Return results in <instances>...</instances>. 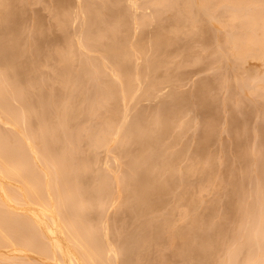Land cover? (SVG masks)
<instances>
[{
  "label": "rangeland",
  "instance_id": "obj_1",
  "mask_svg": "<svg viewBox=\"0 0 264 264\" xmlns=\"http://www.w3.org/2000/svg\"><path fill=\"white\" fill-rule=\"evenodd\" d=\"M101 1L102 0H14L15 4L13 2H10L11 5H13V9L17 8L18 12L19 10L21 12L19 13L21 15H18L16 9H15L16 10L15 13L12 10L11 6L10 7L8 6V9H11L15 13V15L17 14L18 18L20 16V19L16 18L18 19L16 21L17 23L19 21V24L15 23L17 26L19 25V28L17 26H16L17 28L15 27L13 21H8V23L10 22L11 25L14 24L15 27V31H14V28H12L9 24H6L7 21H5V25H7L8 30L7 29L5 30L4 36L9 34L10 32H12L13 34L19 29L20 33L18 34V36L19 35L20 36L17 40L18 43H16V46L18 44L17 47L19 48L17 49V51L16 50L14 51L16 52L14 53L16 55L14 54H12L13 56L11 55L12 59L10 58L11 56L10 57L7 56L14 63L10 62L9 64L8 61L9 59L7 57H6L7 59L5 58V60L2 61L4 66H2V63L0 62L1 63L0 71L7 70V68H10L8 66L11 64H14L16 67L18 65V68L16 70L19 71L21 75L20 78L21 82L24 81L21 84L23 83L25 84L26 82L27 86L23 85V87L30 88L28 90L26 88V91H24L25 89L24 88H23L24 90L21 89L22 86H20L22 92L24 91L25 93L27 92L29 94V96H26L27 94H25V99L26 97H28L29 100L31 99V101H29L28 98L26 99L29 102V105L32 102H34V104L36 103L35 104L36 110L39 111L37 114H35L34 112L35 106L31 104L32 105L31 109L32 108L34 109L33 114L36 116L35 117L30 116L29 117L30 119L31 118H35V119H32L30 122L26 120L27 124L28 122L31 123L32 121L35 122L37 120L39 121L40 125L44 126L45 124L46 126V124H48L51 126V128L50 126L48 128L47 127L48 125L46 127L44 126L45 128H48L51 131H57L59 128L61 129L62 127V126L58 127V125L61 124H59L58 123L59 120H57L59 119L57 114L61 111V108H63L64 106L60 104H65V105L67 104L66 106H70V107L72 106L71 109L69 107L67 108L68 111L69 109L71 111V114L69 112V115H73V118L71 116V118L69 119L70 123L73 122V124L71 125H77L76 123L80 121V124L78 125L82 124L81 127L84 128L88 127L89 128L88 130H90L93 127L95 129L98 127L97 128L99 129L98 133L97 131H95L96 133L94 135L91 134L93 132L94 129L93 128L91 129L92 131L90 130L91 133L88 134L84 133L85 135L82 134L83 136L81 135L82 136L81 139H79L80 137L78 138L79 141L78 143L80 144L76 142L77 145L81 146V147L79 146L80 149H82L81 152L82 151L85 152V153L82 152L81 155L85 157L84 154H86L87 159L86 158L85 159L87 160L86 162H88V165L85 163L84 157H82L84 159L83 161L85 164L84 166L87 165L89 167L88 170H86L87 172H85V167L83 168L84 172L87 173L88 176V178L86 179L91 178L87 180L90 182L92 178L93 179L95 178L96 175L94 174H97L98 176V173L101 172V174L103 175L105 170L115 167V170L117 169L115 176V185L117 184L116 186L118 187H120L119 185L122 186L121 189H123V191L119 190V192H120V197L122 194L123 195L122 198H120L121 200L119 199V201L116 202L117 204L114 202L115 203L114 206H110L113 205V203L110 205L108 204L106 206L107 202L104 203L105 202L104 200L102 204L100 203V200H102L103 198L97 200V197H94L97 196L99 190L101 189L100 182H102V180H100V178H102L101 177L102 175H100V178L95 179L94 183L92 182L94 187L98 184L96 188H94L90 184L92 188H94L93 190L96 189L95 192L93 191L91 193V200H93L92 197H94L95 201L93 200L92 203H90L84 209L82 216L85 215L84 216L85 219L84 218L83 219L86 222V224H88L89 226L88 234L89 232L94 230L93 224H95L94 228L97 229V231L95 230V233L98 232L99 236L96 235L97 233L95 234L94 231L90 233V236L93 235L92 236L93 238H96V236H98V238L94 240H98L102 235L103 236L100 239L101 241L103 240L102 243L103 245L105 243L104 241L108 240L105 246H103L104 248H101L102 244H100V247H97L99 246V242L94 241L95 246L96 244H98L96 246L97 247L96 250L100 248V250H102L103 252L107 251L109 253V256L111 254L110 256L111 259L116 258V260L118 259L119 262L116 261L115 259L113 261L122 264L123 258L125 257L124 255H126L125 254L126 250H124V248L127 247L128 250V248L130 247L133 248L136 245V244L134 245L136 241L134 240V238L132 239L133 237L131 236L132 233L139 228V225L144 218L146 217L148 218V216L146 215L150 214L149 218H151L152 216V219L153 217L155 219H153V221H151L152 219L150 220L147 219V221L149 220L148 222H152L149 225V232L150 231L154 232L157 229L156 226L160 227L161 230L163 229V231L166 229V226H168L167 229L169 231L168 232L166 231V233L167 234L170 233L169 236L167 237L166 234H164L165 231L163 234L164 236L169 238V240L167 241L166 237H165L166 240L161 239L162 242L160 240L157 241L158 239L156 240L152 239L153 241L149 240L148 241L149 243L147 244L146 247L147 253L144 251L138 255L139 257H137V262L139 263L136 262L137 264H140L141 262L142 264H147V263L148 264H155V263L156 264H192L195 262L197 258L200 261L198 262L199 264H249L248 262L251 263V259L248 257L249 255L248 248L252 246L251 250H253V252L255 253L253 248H256V246L254 247L255 243L253 239L250 238V235L251 233H253L252 230L253 228L256 227L257 223L259 222L264 223V214L259 213V207H258L259 198L262 195H264V97H263L264 90L262 87L254 85L257 79L253 76L252 73L254 72L251 70V68L253 66H256V64H261L262 61H264V59H262L264 58V54L259 55L261 57L260 60L259 57L257 56L258 54H255L257 57L255 55H253V57L252 56L238 57L232 54L231 45H229L228 42H227L228 45L225 44L223 37L224 35L227 37L228 35L232 36L233 34H235L238 31L235 28V25L237 27L238 23L236 24L234 22H239L240 20L234 22L232 21L234 19L237 20L239 18L237 19L234 18V16L237 17L236 14L232 16L233 12L231 10L234 9L232 8V5H230L231 7L230 8L229 4L228 3L226 4L225 2L218 3V1L216 2L215 0L213 3H211V7H210L211 11L210 9L209 11L210 13H212L211 14L212 18L209 21H205V24L203 23L204 21L202 22L201 20H198L199 19L198 17L202 16V18H204V16L200 13L198 8H194V7L191 8V10H194V12L197 15L192 13L193 12L192 11L191 13L188 12L190 13V15L188 14V16L192 18L195 15V17L198 18L196 20V18L194 17L193 19L195 21L191 19V21H189L191 22V24L192 22L193 23L195 22L194 24L191 25L187 21L189 20L188 19L189 17L188 18L183 17L182 10L179 8V6L177 7V5H175L173 1L170 2L168 0L167 2V0H164L163 2V0H161V3L160 2H159L160 4L155 3V5H153V8L151 2L150 5L149 2H147L148 0H115V1L103 0V2ZM104 2H108L107 6L108 5L110 6V7L108 6V9H105L107 8L106 6L105 7L104 5L102 6L101 3ZM114 2L116 4L117 3L119 4L116 5ZM143 3H145L144 4L145 6L142 5ZM86 4L88 7L89 5L91 6L94 4L96 6L94 5L95 8L93 6V11H91L92 7H89L91 10L89 9L90 11H88V7L86 6ZM166 4L167 7L165 6ZM7 5H9V3ZM122 6L124 7L127 6L130 8L132 7L131 9L129 8L127 11L128 14H130L133 19L128 18L129 15L127 14V11H125L127 7H125V9L123 8V10L124 13L126 12L125 14L127 16L124 14V17L127 18L123 19L125 21L124 22L123 20H121L123 17V16L121 17V15H123V10L118 9L122 12V14L118 15L121 17L118 20L121 21V23L117 24L118 30H116L115 29L116 26H113L112 24H115L118 21H116V19L114 20L113 17L112 21L114 20V23L111 24L110 22L111 16L109 17V13L112 11V9H113L112 15L113 13L114 14L118 13L119 11H116V9L118 7L122 8ZM212 7L214 8L215 13L214 11H212L213 10ZM263 7H264V3H263ZM147 8L150 10H147ZM166 8H168V10ZM84 9L85 10L87 9V11L90 13L92 12V14L89 13L90 14L89 16L88 13H86L87 11L84 12L85 11ZM139 11L141 13L143 11L144 16L141 15ZM160 11H162L163 13ZM218 13L219 15L223 16V17L220 16L222 17L221 18L222 21L218 16ZM236 13L238 12L236 11ZM192 14L194 15L192 16ZM132 15H134V17ZM178 16H180V19ZM174 17L175 18L178 17V18L175 19ZM181 17L185 18L187 22H185V20ZM108 19L110 21H108ZM181 19H183V21ZM243 19H244L243 22L239 24L241 27L242 26L246 27V24L248 25L249 18L243 17ZM175 20L176 23L177 20H180L178 21L179 23L181 22L179 26L174 24ZM16 21L14 20V22ZM108 22H110V24ZM3 23L4 22H0V25H2ZM231 23L234 24L232 25ZM243 23L245 25H241ZM141 27L143 30L141 29ZM11 28L13 29V31ZM161 28H163L164 30H162ZM160 29L164 36L161 34ZM255 29L256 32L260 31L259 27ZM119 30L122 32L121 33L122 37H125L124 39H126V40L120 39L121 41L122 40H124V42L126 41V43L124 44L123 42V44L125 45L124 46L121 44L122 42L120 41L121 42L119 43L120 46H118L119 50L117 49V51H119L120 53L118 52L116 54H120L121 56L116 55L115 53L113 54L114 51H111V49L109 51V47L111 48V46L113 45L117 47V43L115 42L119 38L118 39L115 38L113 32L115 34V32L116 31L118 32ZM158 30L160 33L159 35L163 37H166L167 35L168 38L167 37L166 38L170 40H168L169 42V43L167 42L168 44L165 42V45L167 44L166 46H164V44L161 43V46L159 45L160 47L158 49L155 48L154 50H152L157 44H160V43L153 44L152 41L153 39L152 36L155 35L154 32L156 33V31ZM82 31L84 34L82 33ZM81 34H82V38H80ZM84 35L86 36L83 37ZM96 35L99 36L101 35V37L103 36L102 39H104V42H99L98 40V43L100 44H97L96 39H98L97 38L98 36L96 37ZM121 35L118 37H121ZM9 36L10 35H8V37ZM111 37H113L114 40L113 42ZM138 38L139 39L141 38V40L143 39L141 41V43L143 42V45H141L142 47L139 45L141 43L139 42L140 40L138 41ZM94 39L96 41H94ZM109 40L112 42V44L110 45L108 43L110 42ZM67 44L68 45L71 44L72 48ZM121 45L122 47L124 46L125 48L124 47L122 48ZM152 45L154 47H152ZM67 46L69 48H67ZM69 49L70 51L67 52V50ZM120 49H122L124 52H121ZM69 53L71 56V60L66 61V59H70L69 58L70 56L66 55ZM65 56L66 59H64ZM113 56H115L116 60L115 59L113 60ZM116 56L118 57L120 56L118 58L120 60H117ZM83 58L84 60L86 59L85 61L86 62L88 61L89 64L94 63L93 65H95V62L97 63L100 62L101 59L103 60L105 59L104 61L105 64H102L101 62H103V60H101L100 63L103 66L101 65V67L99 66V68L102 69L100 70L99 68L96 67L99 71L96 69V72H93L95 71V69H92L94 67L92 64H91L92 67L88 65L90 67L87 69L85 68L87 66L86 65L87 63L85 61H84V65L83 66L81 65L83 62ZM147 58L150 60V63H147L149 62ZM153 59L155 61H153ZM118 61L119 63L120 62L122 63L123 61L125 63L124 65H126L127 62V65L129 64L128 66L131 67L132 70L131 71L126 70L124 67L125 74L123 71L119 72V69H117L118 68L117 65L119 66V63H117ZM67 62L70 63V67L73 70L72 73L74 78L70 76L71 80L69 75L67 77V80L64 79V75L66 76V73H64V69H65L64 66ZM144 62L146 63V65L148 64L152 65V67H149L150 65H148L146 68ZM263 63L261 64V68L259 69L261 73L263 72L262 69L264 68V66H262ZM33 65H35L34 67H36V69L32 68V71H29L31 70L30 67H33ZM133 65H135V67H133ZM122 66L123 63L119 67L121 68ZM65 67L67 69V65ZM129 67L127 69H131ZM149 68H151V70ZM21 69L24 71H29L28 72L29 75L26 74L24 75L25 72L22 73L23 71L21 72ZM33 69H35V71H33ZM133 69L134 71L137 69L135 72L136 73L138 72V74L136 73L132 74V72H134ZM65 71L67 72V70ZM126 71H128L127 75H126ZM78 72H81L82 73L81 75H84L81 76L82 78L85 77L87 79L92 80L91 82H93V84L91 83L89 85L88 84L90 82L89 80H88L89 82L87 81L86 85L84 84L87 89L90 87L89 88L90 91H88L83 85L84 78L82 79V82L79 80V78L81 77L79 76L80 73L76 75ZM250 75L252 77H250ZM77 76L79 77L77 78ZM252 78H255L254 81L252 80ZM73 79H75L76 81H74ZM77 80L80 83H74V82H78ZM86 80L84 82H86ZM250 80H252L253 82ZM81 83L83 86L81 85ZM111 85H113L114 88L117 90L116 91L114 89L116 93L114 94V96H112L113 95L112 92L114 90L113 89H112L113 91L109 90L111 89V87H113ZM107 86L109 87L111 86L110 88H108L109 92L103 89ZM100 87H101L100 90L101 92H98L97 88L100 89ZM257 87L259 88V90ZM84 88L88 92H86ZM102 89L104 90L103 92H106L105 95L107 94L106 95V97L108 96L107 98L103 97L104 94H102L103 93ZM93 90L95 92L93 94L94 97L92 98L90 97L91 99L88 100L86 98L88 96L86 93L90 95L91 93H93L92 92ZM262 91L263 93H261ZM51 93L54 95V97H56L55 98L56 100L53 99L52 97L53 95ZM84 93L87 96L84 95ZM97 94L98 97L96 96ZM44 95L47 98H45ZM109 95L111 96L109 97ZM60 96L65 97L63 98V100L66 99L65 102L67 100L68 101L65 103ZM95 96L97 97L96 100H95ZM98 98L100 101L97 100ZM92 99L97 101L95 103V101L93 100L94 106H96V108L94 107V109H91L93 105L92 103L93 101L90 102V105H88L87 102V101H91ZM58 100L59 101L62 100V102L64 103H61ZM43 102H45L44 104L47 103L48 105H52L50 108L54 112L53 115H52L53 112L50 109H48V106H43ZM51 102L53 104H51ZM41 103H42L41 108L38 109V107H40L39 104ZM172 104H176V105L178 104L180 106V107L178 106L179 108H177L178 111L175 105ZM171 105L174 107L172 108ZM112 106L114 108H117L118 110L117 111L118 114L116 112L115 115L113 114V117H111V114L115 112L113 111L114 108L113 109L111 108ZM167 107H169V109L171 107V109L167 110ZM42 108L44 111L41 112L44 114V116L39 115V113H41L40 109L42 110ZM122 109L123 110L125 109L126 111L124 110L123 113ZM172 109L176 112V114L174 111L167 114V111L170 112ZM119 111L121 112L120 114L125 115V117H123L124 115L123 116L121 115V117L125 120L124 124L126 122L128 123V124L126 123L127 125H129L130 123L129 120H132L135 117H136L135 118L136 122L134 120L132 121L135 123L138 122L140 124L141 122L143 123L144 121V120L142 121V119H146L147 117H148L147 119L150 118L149 120L153 119V121H147L146 119L145 121L146 123L147 122L148 123L146 124L144 122V124L142 125H147V126L146 127L143 126V128L141 126L142 130L143 131L145 130L144 135L146 137H149L148 141L151 140L152 138L151 136L154 135L153 136L154 138L152 139L153 141L152 140L151 141L154 142L155 140L157 144L155 142L154 143L156 145L161 144V146L158 145L159 146L158 148V146L156 145L153 146L154 143L151 144V141H149L151 147H153L156 152L158 151V149H159L158 152H161L160 150L162 149L165 154L166 152H169L168 153L169 156L178 154L176 161L174 158L171 162V164L174 166H168L167 168L170 170V171L168 170L169 172H171V168H172V172L170 173L172 176L169 174L170 175L169 181L171 179L174 178L175 179L173 180V182L171 181L172 183L169 182L171 185L168 183V185L171 186V187L169 186L170 190L168 189V191H165L164 194H161V198L157 199V200L159 199L162 200L159 201V203L155 199L156 196L152 198L151 197L152 194L151 195L149 194L150 196L147 197L148 198L147 199L148 202H147L146 198L144 199V197L146 196H144L142 192L141 193L138 192L141 183L146 184V182L149 180L147 177H145L147 179H144L145 181H143L142 179L143 182L140 180L141 182L140 184L139 182L138 183L135 182V178L137 176L136 174H140L141 169L139 170L137 167L138 170L135 169L136 171H138L137 173L134 170L135 168L134 166H133L134 168L129 166V162L132 161L131 159L135 158V157L131 158L132 155L129 156L130 153H133V155L136 154L137 157L140 156L139 157L141 158L140 160L145 161L148 159L150 160V163L154 161L153 163L154 169L157 170L156 166H158L160 167V169H162V172H164L163 168H165V166L164 167H162L163 165L159 166L158 163L155 166L156 164L155 159L157 160L159 157V155L158 157L156 155L159 153L158 152L156 153L154 150H152V148H150L151 149L150 150L148 142L147 144L145 143L148 146L143 145L144 143H141L142 145H140V142L147 141L145 136L144 139L139 138L138 139L139 143L137 142V144L135 142L136 139L134 138L135 140L133 141L135 143H133L131 141L133 139L132 138L133 134H131L128 129H124V127H121L119 128L118 134L116 136H113L116 139L114 138L113 141L112 139L110 140L107 139L108 142L107 140L106 142L105 140L103 141V143H107L106 146L103 145V147L105 148H102V144H101L102 142L98 143L99 142L98 139L100 138L99 135L101 134L100 132H102L103 129L105 131V127L103 126V123L106 124L107 126L106 128L108 127L111 128L113 124L115 123L117 124L119 122L124 121L120 117ZM44 112L47 113L45 114ZM50 113L51 115L49 116ZM154 113L157 114V115L155 114L156 117L155 119L153 117ZM172 113L174 114V117L170 116V114ZM55 114L56 116H54ZM45 115H47V117L49 118H47ZM168 115L170 117H167ZM117 116L120 117L121 119L119 118L120 119L119 120ZM97 117L100 119H98ZM103 117L106 118L107 120H105ZM115 117L116 119L114 120ZM138 117H140L141 122ZM29 118L28 120H30ZM40 120L43 121L44 124H42ZM100 120L104 122L101 121L102 122L101 123ZM36 122L34 125L33 123H31L34 126V128L36 127L35 125L38 123ZM98 122H100V124ZM107 122L109 123L112 122V124L111 125L107 124ZM84 123L85 125L83 126ZM31 124L28 125L31 126ZM54 124L56 125L58 124V125L56 126ZM88 124L89 125L93 124L92 125L93 127L90 128ZM98 124L101 128L98 126ZM2 127L6 129V127L8 126L6 125L3 126L2 124ZM125 127L128 128L126 125ZM63 128L64 126L62 127L61 130L59 129L60 132L65 130V129L63 130ZM160 128H163L165 130L161 129L163 133L162 135L160 134L161 136H158L159 135L158 129L160 131ZM108 130L106 129V132ZM139 131L141 132V129H139ZM148 131L151 133H149ZM125 133L126 134L130 133V134L126 135ZM141 133L143 135V132ZM95 135L97 136V138H94L96 137ZM102 135L103 132L101 136ZM125 135L128 136V138H126ZM87 136H89L90 139L93 136L94 139L92 142L93 143L96 142V144H92L93 145L92 148L93 149L96 148V150L95 149L93 150L90 147L91 144L89 145V143L91 142L92 139L89 140L88 139L89 137ZM130 137L132 139H130ZM142 139L143 141H141ZM159 141H161L162 143ZM110 142H112V144H110ZM66 143L67 142L64 141L62 144V147L65 149L64 152L68 151L67 149H69L68 143L67 144ZM108 144H110L111 146L109 147ZM135 144L137 145L138 148L135 146ZM65 145L68 147L67 149ZM200 146L203 149H200L201 148ZM136 148L138 151L135 150ZM131 150L132 151L134 150L135 153L129 152ZM151 151H154L155 155L152 154ZM138 153L140 155H138ZM147 153H149V157L154 156L156 158L152 157L154 160L148 158ZM141 154L142 155L147 154L146 155L147 158H145L144 156L141 157ZM194 154L200 156L199 157L196 156V160H195V157H193L195 156ZM161 155L164 156V154ZM168 155L167 157H169ZM163 156H160L161 158L157 160V162L165 158V156L164 157ZM143 157L145 158V160ZM197 158H199V161L197 160ZM150 163L148 161V164H146V167L150 165L149 167H147L149 169L152 166V164ZM143 167H145V165ZM146 167L145 169H147ZM188 168H190L191 170ZM145 169L143 168L142 172L145 173L146 172ZM97 170H102V171L98 172ZM95 171H97V173H95ZM150 171L151 170H149V172ZM153 171L158 176H160L162 173V172H156L155 170H152V172L149 173L148 169L146 173L147 175L149 174L153 175L154 173ZM168 171L166 173H168ZM205 171H207L206 175H205L206 173ZM166 173L164 175H166ZM156 174L154 175L156 176ZM202 176L205 177L204 180L201 179ZM183 179L185 180V182L183 181ZM133 182L139 184L138 185L139 188L136 187L137 184ZM184 186H186L187 188L186 187L184 188ZM101 193L102 190L100 194ZM139 193L141 194V196ZM177 193L178 194L180 193V195H178ZM142 195L144 197H142ZM176 195L180 196L179 199L176 198ZM98 196L100 197L99 194ZM141 197L143 200H146L148 206L151 201L149 200V198L156 200L157 203L154 202V204L152 202L153 200L151 201L152 203H150L151 204V207L149 206L150 208L147 207V205H145V202L143 203L144 204L143 207L146 206L147 208H149L148 210H150L151 213L148 210H145V212L148 211L149 213L146 212L147 213L146 214L145 212H143L142 215L139 214V211L137 209L140 210V206L143 205V204L140 205L142 200H140L139 203V199ZM235 205H238L236 208L238 207L239 208L236 209ZM134 210L135 213H133ZM167 210L169 212H167ZM84 212L86 213L84 214ZM127 212L129 215L127 214ZM130 213L132 215H130ZM166 214H168L167 217L170 215L167 218V220L173 217V219H171L172 221L169 219V221H171L172 223L166 220L164 216ZM112 217H114V220L112 219ZM134 219L135 220L138 219V220L134 221ZM157 219L160 220V223ZM164 219L167 221V224L164 223L166 222ZM194 219L195 220L197 219L194 222H199V224L195 223L196 226L198 227L201 226L204 232L201 231L200 233L199 231L200 229H198V227H196L195 224H192L193 222H191V220ZM130 220L133 221L132 223L134 226L136 225L135 226L136 229L132 225ZM127 221H129V223ZM134 222H137L138 225L136 223L134 224ZM118 223L120 225H118ZM158 223L160 224V226ZM97 224L100 225L98 226V228H96ZM102 224L104 225V227ZM151 224H153L154 226H152ZM173 224L174 225L177 224L176 227ZM161 225L163 227L164 225H166L164 227L165 229L162 228ZM170 225L171 227L173 225L174 228L173 227L171 228ZM191 225H194V227H192ZM99 227H101V229H99ZM121 227H123V229L124 228L126 229L125 232H127L128 230L127 232L128 234H126L124 232L125 229L123 230ZM180 227L182 228L180 229ZM175 228L177 229L179 228L180 230L179 229L177 230ZM107 229L109 231L108 232L109 234L107 233ZM170 229L173 230L170 231ZM174 230L180 231L183 234L185 233V236H187V241L189 239L188 236L190 235V242H194V244L196 242L199 244L202 243L203 246H201V244L197 245L199 246V248H201L200 250L197 246H195V250L193 247L189 251V253H187L188 255H190L189 258L188 255L186 254V252L188 251H184L183 249L180 250V248H182L180 243L179 245L175 244L178 243L179 240L177 241L175 238H170L171 233L172 232L174 233ZM103 231L105 232V234H103L104 233ZM197 231L198 233H200L199 235H201L202 232L204 233V235L202 234V237L200 236V239L199 236H197L198 235ZM51 232L53 233L54 231ZM51 232H49L51 234L49 235L53 237L56 236L57 239L60 238L59 241L61 242V244L63 243L62 245L64 247L69 246L68 243L69 241L67 239L63 238L64 239L63 240L61 235L59 236V234H56L55 232L52 234ZM115 232L120 235H117ZM101 233L102 235H100ZM117 236H119V239ZM122 237H125L126 240H124L125 238ZM191 237H193V239H191ZM127 238L129 239V243L127 242L128 240ZM260 239L261 241L258 242H261L260 246L261 248H264V236H262ZM16 240L17 239L14 240V243ZM164 240L168 242L167 246L165 245V242H163ZM111 241H113V243H111ZM174 241L177 242L174 243ZM14 243L12 245H14ZM15 245L13 246L14 248L11 246H8L9 248L6 247V249L0 247V252L1 251L4 252L3 254H0L3 257V259H0V264L7 263V260L9 264H57V262L55 261H52L51 263V259L49 261L48 258H46L47 260L45 259L44 261L43 256L36 254V252H33L32 250L28 251L27 249H24L23 247L20 246L21 244L19 245V243H17V241ZM157 245L159 247H157ZM119 248H121V250ZM8 249H12V250H8ZM22 249L27 251L24 252ZM112 249H114L113 252L114 257H112V251H113ZM4 250H7V252ZM100 250L99 252H102ZM251 252L252 251H250V254ZM192 253L196 257L192 256ZM145 255L147 257H145ZM140 257L142 258L141 260ZM144 259H147V261H145ZM148 259L152 262H150ZM144 261L146 263H144ZM59 263L61 264V262H58V264ZM198 263L195 262L194 264H198Z\"/></svg>",
  "mask_w": 264,
  "mask_h": 264
},
{
  "label": "bare ground",
  "instance_id": "obj_2",
  "mask_svg": "<svg viewBox=\"0 0 264 264\" xmlns=\"http://www.w3.org/2000/svg\"><path fill=\"white\" fill-rule=\"evenodd\" d=\"M106 1H108V0H106ZM113 1H115V0H113ZM170 2L171 1H173L174 2V4L175 5H177V7L179 6V8L182 10V13H183V17H189L188 16V14L190 15V13L192 12V13H194L195 15H197L195 12H194V10H191V8H198V10L200 11V13L204 16V18H202V16L201 17H198V18H196L195 17V15L194 14H192V16L194 15V17L196 18V20L198 19V20H201L204 24H205V21H209V20H211V14L212 13H210V11H211V9H210V7H211V3H213L215 0H169ZM218 1V3L219 2H225L226 4L228 3L229 4V7H230V5H232V8L234 9V10H231L232 12H233V15L232 16H234V14H236V16L237 17H235L234 16V18H239V19H237V20H232L233 22L234 21H239V22H234V23H238L237 24V27H236V25H235V28L238 30L235 34H231L232 36H230V35H228V36H230V37H226L225 35H224V37H223V40L225 41V44H227V42H228V44L229 45H231V47H232V54H234V56H244V57H246V56H249V57H253V55H255V54H258L257 56L259 57V60H260V56L259 55H263L264 54V7H263V3H264V0H216V2ZM10 2H13L14 3V0H0V22H4L2 25H0V62L2 63V61H4L5 60V58L7 57V56H11L12 54H14V53H16V52H14L15 50L17 51V49L19 48V47H17L18 46V44H17V46H16V43H18L17 42V40H18V38H19V36H18V34L20 33L19 32V29L16 31V32H14L13 34H12V32H10L9 34H7L6 36H4L5 35V30L7 29L8 30V28H7V25H5V21H7V23L6 24H9L12 28H14V31H15V27L17 26L16 24H19V21H18V23H17V21L16 20H18V19H20V16H19V18L17 17V14L15 15V11L17 10V8H14L13 9V5H11V3ZM101 2H103V0L101 1ZM147 2H149V5H150V2H151V5H152V8H153V5H155V3H158V4H160L161 3V0L159 1V0H148ZM160 2V3H159ZM163 2H164V0H163ZM167 2H168V0H167ZM172 2V3H173ZM215 2V3H216ZM263 2V3H262ZM9 3V5H7ZM12 3V4H13ZM100 3V2H99ZM105 3V4H104ZM104 3H101L102 4V6L104 5V7L106 6L107 8H105V9H108V6H107V3L108 2H104ZM112 3V2H111ZM115 3V2H114ZM146 3V2H145ZM145 3H143L142 5H144ZM15 4V3H14ZM92 4V3H91ZM110 4V3H109ZM116 4V3H115ZM117 4H119V3H117ZM116 4V5H117ZM95 5V4H94ZM94 5H89V7H92L91 9L87 6V4H86V6L88 7V11H93V6ZM127 5V4H126ZM8 6L10 7L11 6V8H12V10L15 12H13L11 9H8ZM96 6V5H95ZM95 6H94V8H95ZM129 6V5H128ZM145 6V5H144ZM166 7H167V4L165 5ZM174 6V5H173ZM212 6H214V5H212ZM98 7H100V6H98ZM110 7V6H109ZM125 7H127V6H125ZM125 7L124 6H122V8L121 7H118L117 9H116V11H119L118 13H113V15H112V11H113V9H112V11H111V8H110V13H111V15H110V13H109V17L111 16V21L108 19V21H110L111 22V24L112 23H114V20L116 19V21H118L122 16V19L121 20H123L124 18L126 19L127 17H124V14L126 13H124V10H123V8L125 9ZM143 7V6H142ZM146 7H148V6H146ZM151 7V6H150ZM113 8V7H112ZM130 7H127L126 9H125V11H127L128 9H129ZM132 8V7H131ZM130 8V9H131ZM151 8V9H152ZM161 8V7H160ZM159 8V9H160ZM173 8V7H172ZM171 8V9H172ZM178 8V9H179ZM213 8V7H212ZM231 8V7H230ZM249 9V10H247V9ZM16 9V10H15ZM19 9V8H18ZM90 9V10H89ZM118 9H121V10H123V15H121V17L120 16H118V15H120V14H122V12L120 11V10H118ZM143 9V8H142ZM146 9V8H145ZM145 9H144V11H145ZM158 9V8H157ZM164 9V8H163ZM167 10H168V8H166ZM174 9V8H173ZM209 9H210V11H209ZM85 10V9H84ZM133 10V9H132ZM147 10H150V9H148L147 8ZM155 10V9H154ZM191 10V11H190ZM216 10V9H215ZM238 12V13H236V11ZM87 11V9L84 11V12H86ZM86 12V13H88V15L90 16V14H92V12L90 13V12ZM152 11V10H151ZM150 11V12H151ZM156 11V10H155ZM212 11H214V8H213V10ZM17 12H18V10H17ZM114 12H115V10H114ZM131 12H133V11H131ZM140 12V11H139ZM160 12H162V11H160ZM188 12H190V13H188ZM19 13H21L20 12V10H19V12H18V15H21V14H19ZM86 13H83V14H86ZM90 13V14H89ZM130 13V12H129ZM141 13V12H140ZM142 13H143V11H142ZM141 13V15H143L144 16V13L142 14ZM163 13V12H162ZM182 13H180V14H182ZM214 13H215V11H214ZM220 13V12H219ZM219 13H218V16L220 17V16H222V15H219ZM127 14H128V11H127ZM136 14V13H135ZM16 17H15V16ZM126 15V14H125ZM129 16H128V18H132L131 17V15L130 14H128ZM156 15V14H155ZM108 16V15H107ZM127 16V15H126ZM133 17H134V15H132ZM142 16V17H143ZM152 16H154V15H152ZM213 16H215V15H213ZM217 16V15H216ZM92 17V16H91ZM114 17V20L112 21V18ZM136 17V16H135ZM146 17H149V16H146ZM146 17H145V19H146ZM179 17V19H180V16H178ZM178 17H176V18H178ZM183 17H181V18H183ZM194 17H192V18H188L189 20H187L188 22L189 21H191V19H193ZM223 17V16H222ZM222 17H220V19L222 18ZM243 17H248L249 18V22H248V25L246 24V27H244V26H240V24L239 23H242L243 22V20L245 19H243ZM16 18H18V19H16ZM155 18V17H154ZM175 18V17H174ZM175 18V19H176ZM201 18V19H200ZM213 18H215V17H213ZM133 19V18H132ZM150 19V18H149ZM184 20H185V18H183ZM183 19H181L182 21H183ZM218 19V18H217ZM216 19V20H217ZM14 20L16 21V22H14ZM92 20V19H91ZM94 20H96V19H94ZM103 20V19H102ZM144 20V19H143ZM151 20H152V18H151ZM194 20V19H193ZM215 20V21H216ZM242 20V21H241ZM248 20V19H247ZM8 21H13V23L15 24V27H14V24H10V22L8 23ZM107 21V20H106ZM124 21V20H123ZM129 21H131V20H129ZM135 21V20H134ZM133 21V22H134ZM178 21H180V20H177V23H176V20H175V23L174 24H176L177 26H179V24L181 23H179ZM186 20H185V22H187ZM195 21V20H194ZM213 21H214V19H213ZM218 21H220V20H218ZM221 21H222V19H221ZM110 22H108L109 24H110ZM125 22V21H124ZM123 22V23H124ZM127 22V21H126ZM147 22H149V21H147ZM184 22V23H185ZM197 22H200V21H197ZM201 22V23H202ZM12 23V22H11ZM108 23H106V24H108ZM119 23H121V21H118L117 23H115V24H112L113 26H116L115 27V29L116 30H118L117 29V24H119ZM128 23V22H127ZM183 23V22H182ZM190 24H191V22H189ZM195 23V22H194ZM193 22H192V24H194ZM200 23V24H201ZM233 23V24H234ZM245 23V22H244ZM241 24V25H245V24ZM138 24H139V22H138ZM142 24V23H141ZM173 24V25H174ZM191 24V25H192ZM217 24V23H216ZM219 24V23H218ZM232 24V23H231ZM232 24V25H233ZM175 25V26H176ZM239 25V26H238ZM9 26V27H10ZM119 26V25H118ZM127 26V25H126ZM255 26H257V27H255ZM18 28H19V25L17 26ZM16 27V28H17ZM21 27V26H20ZM162 27V26H161ZM260 28V31L259 32H256V29L255 28ZM11 28V29H12ZM128 28V27H127ZM144 28V27H143ZM10 29V28H9ZM83 29V28H82ZM121 29V28H120ZM139 29V28H138ZM141 29H142V27H141ZM162 30H164L163 28H161ZM161 29H160V32H161ZM166 29V28H165ZM143 30V29H142ZM169 30V29H168ZM257 30H259V29H257ZM12 31H13V29H12ZM120 31V30H119ZM119 31L116 33L115 32V34H114V32H113V35L115 36V38H119L118 40L117 39H115V40H117L115 43H117V47H115L114 45L113 46H111V48L109 47V51H110V49H111V51H114L113 52V54L115 53H118L119 51H117V49H118V46H120V44L119 43H121L122 45H124L125 43H126V41L124 42V40H126V39H124L125 37H122V35H121V31H120V33H119ZM122 31H125V30H122ZM207 31V30H206ZM236 31V30H235ZM138 32V31H137ZM6 33H7V31H6ZM82 33H83V31H82ZM126 33V32H125ZM125 33H124V35H125ZM156 33H158V34H156ZM156 33L154 32V34L155 35H153L152 37H153V39H152V41H153V44H157V43H160V44H157L155 47L152 45V47H154L152 50H154L155 48L156 49H158L160 46H161V43H163L164 44V46H166L169 42H168V40H170V39H167L168 37H167V35H166V37H163L164 35L162 34V32H161V34L163 35V36H161V35H159L160 33H159V30L158 31H156ZM165 33H166V30H165ZM84 34V33H83ZM119 34V35H118ZM8 35H10L9 37H8ZM79 35V34H78ZM112 35V36H113ZM116 35H117V37H116ZM121 35V37H118V36H120ZM86 35H84L83 37H85ZM98 36V37H97ZM113 36V37H114ZM96 37L98 38V39H94V41H96L97 42V44H100V43H98V40H99V42H104V39H102L103 38V36L101 37V35L99 36V35H96ZM113 37H111L112 38V42L114 41L113 40ZM151 37V38H152ZM80 38H82V34H81V36H80ZM164 38H166V39H164ZM120 39H124V40H120ZM140 40V41H139ZM143 40V39H142ZM141 38L139 39L138 38V41L141 43ZM163 40H164V42H163ZM166 40V41H165ZM110 41V40H109ZM121 41V42H120ZM137 41V42H138ZM71 42V41H70ZM69 42V43H70ZM111 42V41H110ZM110 42H108L109 43V45L110 44H112V42L110 43ZM123 42H124V44H123ZM165 42L167 43L166 45H165ZM119 44V45H118ZM139 44V43H138ZM137 44V45H138ZM162 44V45H163ZM224 44V45H225ZM227 44V45H228ZM68 45V44H67ZM108 45V46H109ZM122 45H121V47H122ZM140 46L141 45H143V42L141 43V44H139ZM160 45V46H159ZM68 46H70L71 48H72V45L70 44V45H68ZM67 46V48H69ZM125 46V45H124ZM123 46V47H124ZM120 47V48H121ZM122 47V48H123ZM142 47V46H141ZM66 48V49H67ZM125 48V47H124ZM140 48V47H139ZM137 49H138V47H137ZM119 50V49H118ZM160 50V49H159ZM166 50V49H165ZM70 51V49L69 50H67V52H69ZM120 51L121 52H124L122 49H120ZM155 51H157V50H155ZM66 52V53H67ZM154 52V51H153ZM109 53V52H108ZM120 53V52H119ZM14 55H16V54H14ZM67 56L69 55L70 56V53L69 54H66ZM116 55H120V54H116ZM125 55V54H124ZM13 56V55H12ZM12 56L10 57L11 59H12ZM121 56V55H120ZM119 56V57H120ZM256 56V55H255ZM254 56V57H255ZM256 56V57H257ZM9 57H7L8 59H9ZM117 57V60H120V59H118L119 57L118 56H116ZM152 57V56H151ZM6 58V59H7ZM14 58V57H13ZM70 59H66V56H65V58L64 59H66V61H68V60H71V56L69 57ZM150 58V57H149ZM11 59H9L8 61H9V64H10V62H12V63H14L13 61H11ZM82 59V58H81ZM115 59V56H113V60ZM146 59V58H145ZM144 59V60H145ZM148 59V58H147ZM155 59V58H154ZM153 59V61H155ZM250 59H252V58H250ZM253 59H255V58H253ZM257 59V58H256ZM262 59H264V58H262ZM86 60V59H85ZM84 58H83V62H82V66L84 65ZM101 60H103V59H101ZM101 60H100V62H101ZM116 60V59H115ZM149 60V59H148ZM245 60V59H244ZM104 61H105V59L103 60V62H101L102 64H105L104 63ZM157 61H159V60H157ZM81 62V61H80ZM86 62V61H85ZM100 62H95V65H93L94 63H91L94 67L92 68V69H95V71H93L92 69V71L93 72H96V69L97 68H99V66L101 67V63ZM116 62V61H115ZM114 62V63H115ZM146 62H147V60H146ZM264 61H262V63H263ZM0 63V64H1ZM68 63V62H67ZM65 64V66L67 65V69H66V67L64 66V73H66V76L64 75V79L65 80H67V77H68V75H69V77L71 76V77H73V73H72V69H71V67H70V63H68V64ZM87 64V66L85 67L86 69L87 68H89L90 66H91V64H89V62L87 61L86 62ZM117 63H119V61L117 62ZM122 63H123V70L119 67L120 65H122ZM122 63L120 62L119 63V66L117 65V69H119V72H124V74H125V70H124V67H125V69L126 70H132V68L131 67H129L128 65H127V62H126V65H124L125 63L122 61ZM147 63H150V60H149V62H147ZM155 63V62H154ZM261 63V64H262ZM8 64V65H9ZM37 64V63H36ZM97 64V65H96ZM136 64V63H135ZM144 64L146 65V63L144 62ZM156 64V63H155ZM261 64H256V66H253L252 68H251V70L254 72V73H252L253 74V76L257 79L256 81H255V83H254V85L256 86H259V87H262L263 88V90H264V68L262 69V73H261V71H259V69L261 68ZM17 65V64H16ZM80 65V66H81ZM88 65H90V66H88ZM137 65V64H136ZM148 65H150V64H148ZM148 65H146V68H147V66ZM2 66H4V64L2 63ZM35 65H33V67H30L31 68V70H29V71H32V68H35L36 69V67H34ZM37 66V65H36ZM103 66V65H102ZM262 66H264V63H263V65ZM8 67H10V68H7V70H5V71H0V247L1 248H3V249H6V247H8V246H11V247H13L15 244H16V241H17V243H19V245L21 246V247H23L24 249H27L28 251H33V252H36V254H39V255H41V256H43V259H44V261H45V259L46 258H48V260L50 261V259H51V263H52V261H55V262H57V264H58V262H61V264H116L117 262H115V261H113L114 259L116 260V258H112L111 259V254H110V256H109V253L107 252V251H102V250H100V248H98V250H96L97 249V247H100V244H102L103 243V240L101 241V239L100 238H102V233L100 234V235H102L98 240H94V239H96V238H98V236H99V234H98V232H96L95 233V230L97 231V229H95L94 227H95V224H93L94 225V227H93V231H94V233L96 234V235H98V236H96V235H94V236H96V238H93L92 236H90V233H92L93 231H91V232H89V234H88V231H89V226H88V224H86V222L84 221V216L85 215H83L82 216V213H83V211H84V209L90 204V203H92V201L94 200L95 201V199H94V197H97V200H99V199H101V198H103L102 200H100V203L102 204V202H104V203H106V206L109 204H112L113 203V205H110V206H114V204L117 202V201H119V199L120 198H122V195H121V197H120V192H119V190H122L123 191V189H121L122 188V186L121 185H119L120 187H118V186H116L115 185V176H116V170H115V167H113V168H109V169H107V167H106V169L107 170H105L104 171V173H103V175L101 174V172L100 171H102V170H97L98 172H100V173H98V176H97V174H94V175H96L95 176V178L93 179L92 178V180H90V182L89 181H87V180H89V179H91V178H89V179H86V178H88V176H87V173H85V172H87L86 170H88V162H86L87 160V158H86V154H84L85 155V157L84 156H82L81 154H82V152H81V150L82 149H80V145H77L76 144V142L78 143L79 141H78V138L79 139H81V137L83 136L82 134H88V133H91V129H93L94 127L92 126L93 124H91V125H89L88 124V126L91 128V127H93V128H91L90 130H88L89 128L87 127V128H84V127H81V125H78V124H80V121H78L76 124L77 125H71V124H73V122H71L70 123V118H71V116H72V118H73V115H69V112H70V114H71V111H70V109H71V107L70 106H66L65 104H60V105H64L63 106V108H61V111L57 114L58 115V117H59V119H57V120H59V124H61V125H58V127H63L64 126V128H63V130L64 131H62V132H60V130L62 129V127H61V129L59 130H57V131H51L50 129H48L49 128V126L50 125H48V124H46V126L48 127V128H45L46 126H45V124L43 123V121H41L42 122V124H44V126L43 125H40L39 124V121H35L37 124L35 125L36 127L34 128V124H35V122H31V123H33V125L31 124V123H29L32 119H35V118H29L30 116H33V117H35L36 115H34L33 114V110L35 109L36 110V103L34 104V102H32V103H30V105H29V102L26 100L28 97H26V99H25V94H27L26 96H29V94L26 92H24V91H26V88H27V90L28 89H30V88H28V87H23V85H26L27 86V83L25 82V84L23 83V84H21L22 82H24V81H22L21 82V75H20V73H19V71H17L16 69L18 68V65H17V67L14 65V64H11V65H9ZM92 67V66H91ZM97 67V68H96ZM131 68V69H127V68ZM133 67H135V65H133ZM149 67H152V65H150ZM83 68V67H82ZM248 68V67H247ZM35 69H33V71H35ZM100 70L102 69V68H99ZM142 69V68H141ZM140 69V70H141ZM150 70H151V68H149ZM249 69V68H248ZM247 69V70H248ZM65 70H67V72L65 71ZM98 70V69H97ZM137 70V69H136ZM135 70V71H136ZM23 71V72H22ZM29 71H24V70H22L21 69V72L22 73H24V75L26 74V75H29ZM99 71V70H98ZM97 71V72H98ZM133 71H134V69H133ZM132 72V74H134V73H136V72ZM143 71V70H142ZM149 71V70H148ZM259 71V72H258ZM127 72L128 71H126V75H127ZM144 72V71H143ZM74 73H75V71H74ZM80 73V74H79ZM149 73V72H148ZM249 73H250V71H249ZM79 74V76L81 77V76H84V75H81L82 73L81 72H78L76 75H78ZM136 74H138V72L136 73ZM136 74H135V76H136ZM150 74V73H149ZM74 76H75V74H74ZM79 76H77V78L79 77ZM150 76V75H149ZM66 77V78H65ZM71 77H70V80H71ZM250 77H252L251 75H250ZM29 78H31V77H29ZM28 78V79H29ZM74 78V77H73ZM84 78V80H83V85L85 84L86 85V83H87V81L89 82L88 84L90 85L91 83L93 84V82H91L92 80H90V79H87V78H85V77H83ZM82 77L81 78H79V80L82 82V79H83ZM255 78H252V80L254 81V79ZM87 79V80H86ZM34 80V79H33ZM74 81H76L75 79H73ZM86 80V82H84ZM252 80H250V81H252ZM35 81V80H34ZM78 81V80H77ZM252 81V82H253ZM73 82V81H72ZM252 82H250V83H252ZM74 83H80L79 81L78 82H74ZM95 83V82H94ZM87 84V85H88ZM81 85H82V83H81ZM82 85V86H83ZM85 85H84V87H85ZM108 85H110V84H108ZM113 85H115V84H113ZM113 85H111V86H113ZM20 86H22V88L20 87ZM29 86V85H28ZM110 86V87H111ZM87 87H89V86H87ZM109 86H107V87H105V88H103V89H105V91L107 90L108 92H109V90H114L115 88H114V86L113 87H111V89H109L108 90V88H110ZM23 89L24 91L22 92V90L21 89ZM86 88V87H85ZM84 88V89H85ZM90 88V87H89ZM89 88L87 89L88 91H90L89 90ZM107 88V89H106ZM258 88V87H257ZM85 89V91L86 92H88L87 90ZM98 89V90H97ZM96 90L98 91V92H101L100 90H101V87H100V89L99 88H97ZM102 89V92L104 91ZM118 89V88H117ZM112 90V91H113ZM116 90V89H115ZM115 90L112 92V96H114V94H116L115 93ZM258 90H259V88H258ZM84 91V92H85ZM117 91V90H116ZM93 93H91L90 95H92V96H90L88 93H84V95H86L87 97V99L89 100V99H91L92 97H94L93 96V94L95 93L94 92V90L92 91ZM107 92V93H108ZM97 93V92H96ZM105 93L106 92H103L102 94H104V96L103 97H106V95H105ZM261 93H263V91L261 92ZM52 94V93H51ZM99 94V93H98ZM98 94L96 95L97 97H98ZM101 94V93H100ZM208 94V93H207ZM46 95V94H45ZM45 95H44V97H45ZM48 95H49V92H48ZM53 95V94H52ZM111 95H109V97L111 96ZM263 95V94H262ZM95 96V100H96V97ZM41 97H42V95H41ZM53 97V99L54 100H56L55 98L56 97H54V95L52 96ZM51 97V98H52ZM61 97V96H60ZM59 97V98H60ZM91 97V98H90ZM101 97V96H100ZM108 97V96H107ZM106 97V98H107ZM264 97V96H263ZM45 98H47V97H45ZM63 98H65V97H61V99L63 100ZM84 98H85V96H84ZM44 99V98H43ZM28 100H29V98H28ZM42 100V99H41ZM45 100V99H44ZM62 100L61 101H59V102H61V103H64L65 102V100H63L64 102H62ZM94 99H92L91 101H87L88 102V105H90V102H92ZM94 100V101H95ZM97 100H99V98L97 99ZM29 101H31V99L29 100ZM33 101V100H32ZM36 101V100H35ZM38 101H40V100H38ZM51 101H52V99H51ZM68 101V100H67ZM66 101V102H67ZM94 101L92 102L93 103V105H92V107H91V109H94V107L96 108V106H94ZM100 101V100H99ZM37 102V101H36ZM65 102V103H66ZM97 101H95V103H96ZM39 103V102H38ZM38 103H37V106H38ZM45 102H43V106H48V109H50L51 110V106L52 105H48L47 103L46 104H44ZM49 103V102H48ZM31 104H33L34 106V109L32 108L31 109V107H32V105ZM51 104H53L52 102H51ZM41 105H42V103L41 104H39V106L40 107H38V109L39 108H41ZM69 105V104H68ZM70 105H72V104H70ZM115 105V104H114ZM172 105H175V107H176V109L177 108H179L180 106L177 104H172ZM171 105V106H172ZM54 106V105H53ZM65 106H66V108H65ZM101 106V105H100ZM99 106V107H100ZM169 106V105H168ZM179 106V107H178ZM70 108L69 109V111H68V109L67 108ZM174 106H172V108H173ZM43 108H46V107H43ZM43 108H42V110L40 109V112L42 111H44L43 110ZM112 109L114 108L113 106L111 107ZM111 108H110V110H111ZM63 109V110H62ZM115 109H116V111H115ZM169 109V107H167V110ZM170 109H171V107H170ZM169 109V110H170ZM175 109V110H176ZM34 110V112H35V114H37L38 113V111L39 110H36L35 111ZM46 110V109H45ZM123 110V109H122ZM125 110V109H124ZM124 110H123V113H124ZM52 112H53V110H51ZM115 113H110L111 114V117H113V114L115 115L116 114V112L118 111L117 110V108H114V110H113ZM126 111V110H125ZM172 111H174L173 109L170 111V112H168L167 111V114L168 113H171ZM177 111H178V109H177ZM39 113V115H43L44 116V114L43 113ZM49 112V111H48ZM56 112H58V111H56ZM112 112V111H111ZM175 112V111H174ZM45 113V112H44ZM47 113V112H46ZM45 113V114H46ZM73 113V112H72ZM121 112L119 111V115H120V117H121V115L122 114H120ZM159 113V112H158ZM54 114V112L52 113V115ZM86 114V113H85ZM117 114H118V112H117ZM155 114L156 113H154V119L156 118L155 117ZM164 114V113H163ZM166 114V113H165ZM166 114V115H167ZM173 114V113H172ZM172 114H170V116H173L174 117V114L172 115ZM175 114H176V112H175ZM48 115V114H47ZM47 115H45L46 117H47ZM51 115V113L49 114V116ZM124 115V114H123ZM122 115V116H123ZM157 115V114H156ZM54 116H56V114L54 115ZM54 116H52V117H54ZM70 116V117H69ZM165 116V115H164ZM169 115L167 116V117H170ZM42 117V116H41ZM101 117V116H100ZM120 117H118L117 116V118L119 119ZM123 117H125V115L123 116ZM150 117V116H149ZM28 118L30 119V120H28ZM47 118H49V117H47ZM98 118V117H97ZM104 118V117H103ZM102 118V119H103ZM122 118V117H121ZM120 118V119H121ZM136 118V117H135ZM135 118H133L132 120H134L135 121ZM139 118V120H140V122H141V119H140V117H138ZM142 118V117H141ZM148 118V117H147ZM146 118V119H147ZM161 118H162V116H161ZM43 119V118H42ZM44 119H45V117H44ZM43 119V120H44ZM56 119V118H55ZM98 119H100V118H98ZM105 120H107L106 118H104ZM116 119V117L114 118V120ZM119 119V120H120ZM123 119V118H122ZM146 119H142V121H143V123L141 122V124L140 123H135V122H133L132 120H129V125H127L126 123L124 124V122H125V120L123 121V122H119V123H115V124H113V126H111V128L110 127H108V128H106L107 126H106V124H104L103 123V126L105 127V131H104V129L102 130V132H103V135L101 136V134H102V132H100L99 134H97V135H99L100 136V138L98 139V143H100V142H102L101 144H102V148H105V147H103V145H105L106 146V144L107 143H103V141L105 140V142H106V140L107 139H112V141L114 140V138L115 137H113V136H116L117 134H118V132H119V128H121V127H124V129H128L129 131H130V133L131 134H133V136H132V138L130 137V139H132L131 141L133 142V143H135L136 142V144H137V142L139 143V138H145L146 136L144 135V131L142 130V128H143V126H147V125H142V124H144V122L146 123ZM150 119V118H149ZM149 119H147V121H153V119L152 120H149ZM29 121L28 122V124H31V126L30 125H28L27 124V121ZM118 120V121H119ZM102 120H100V122H101ZM132 121V122H131ZM69 122V123H68ZM82 122H83V120H82ZM86 122V121H85ZM100 122H98L99 124H100ZM102 122H104V121H102ZM101 122V123H102ZM55 123V122H54ZM56 123H57V121H56ZM87 123V122H86ZM105 123H106V121H105ZM132 123V124H131ZM148 123V122H147ZM146 123V124H147ZM2 124H3V126L4 125H6V126H8V127H6V129H4V127H2ZM53 124V123H52ZM68 124H70V125H68ZM75 124V123H74ZM99 124H98V126H99ZM107 124H112V122L111 123H109V122H107ZM137 124H138V126H137ZM149 124H150V122H149ZM152 124V123H151ZM54 125H56V124H54ZM54 125H52V126H54ZM56 125V126H57ZM85 125V123L83 124V126ZM109 125V126H110ZM115 125V126H114ZM125 125L128 127V128H126L125 127ZM139 125H140V127H139ZM43 126V127H42ZM102 126V127H103ZM141 126H142V128H141ZM153 126V125H152ZM162 126V125H161ZM160 126V127H161ZM97 127V126H96ZM100 127V126H99ZM103 127V128H104ZM139 127V128H138ZM164 127V126H163ZM8 128V129H7ZM50 128H51V126H50ZM98 128V127H97ZM96 128V129H97ZM101 128V127H100ZM153 128V127H152ZM57 129V128H56ZM95 128L93 129V132L91 133V134H95L96 132L95 131H97V133L99 132V129H97L96 130ZM106 129L108 130L107 132H106ZM139 129H141V132H143V135H142V133L139 131ZM161 129H163V128H160V131H159V129H158V136H161L162 135V130ZM163 130H165V129H163ZM125 131H127V130H125ZM128 131V132H129ZM106 132V133H105ZM149 132V131H148ZM130 133H125L126 135H128V134H130ZM149 133H151V132H149ZM148 133V134H149ZM84 134V135H85ZM145 134H147V133H145ZM161 134V135H160ZM51 135V136H50ZM82 135V136H81ZM125 135V137L126 138H128V136H126ZM151 135V134H150ZM153 135V134H152ZM96 136V135H95ZM98 136V137H99ZM143 136V137H142ZM145 136V137H144ZM149 136V135H148ZM154 136V135H153ZM153 136H151L152 138H151V140L154 138ZM164 136V135H163ZM162 136V137H163ZM50 139H49V138ZM87 137H89V136H87ZM52 138V139H51ZM94 138H97V136L96 137H94ZM93 136H92V140L90 139V137L88 138L89 140H91V142L89 143V145H90V147L92 148L93 147V145L92 144H96V142H92L93 141ZM136 140H135V139ZM148 138L149 137H146V140L147 141H145V142H140V145H142L141 143H144L143 145H145V146H148L149 145V149L150 148H152V150H154V148L153 147H151V144H153L154 142H155V140H154V142H152L151 140H149V141H151V144H149V141H148ZM159 138H161V137H159ZM116 139V138H115ZM143 139L141 140V141H143ZM95 140H97V139H95ZM133 140H135V142L133 141ZM138 140V141H137ZM64 141H66L67 143H68V147H69V149H67L68 147L66 146V149L68 150V151H66V152H64L65 151V149L62 147V144H63V142ZM107 142H108V140H107ZM147 142H148V145H146L147 144ZM159 142H161V141H159ZM66 143V144H67ZM114 143V142H113ZM146 143V144H145ZM156 143V142H155ZM153 144V146H155L156 144ZM162 143V142H161ZM78 144H80V143H78ZM100 144V145H101ZM110 144H112V142H110ZM110 144H108L109 145V147L111 146ZM135 144V146L137 147V145ZM139 145V146H140ZM159 145V144H158ZM158 145H156V146H158ZM80 146V147H79ZM96 146V145H95ZM159 146H161V144L159 145ZM159 146H158V148H159ZM98 147H99V145H98ZM201 147V146H200ZM199 147V148H200ZM138 148V147H137ZM137 148L135 149V150H137ZM93 149V148H92ZM95 150H96V148H94ZM93 149V150H94ZM98 149V148H97ZM155 149H157V148H155ZM200 149H203L202 147L200 148ZM84 150V149H83ZM92 150V151H93ZM151 150V149H150ZM138 151V150H137ZM155 151V150H154ZM154 151H151V153L152 154H154L155 155V152ZM158 151H159V149H158ZM157 151V152H158ZM161 152H163V150L161 149L160 150ZM202 151V150H201ZM200 151V152H201ZM70 152V153H69ZM129 152H134L135 153V151L133 150H131V151H129ZM154 152V153H153ZM156 152V153H157ZM161 152H158L159 154H157L156 156L158 157V155H159V157H158V159L157 160H159L161 157L160 156H163V155H161V154H164V156L167 154L168 155V153L169 152H166V154L163 152V153H161ZM83 153H85V152H83ZM137 153V152H136ZM182 153V152H181ZM197 153V152H196ZM129 154V153H128ZM148 154V158H150V159H152V160H154L152 157H154V156H151V157H149V153H147ZM147 154H141V157L142 156H144L145 158H147L146 157V155ZM132 155V157L131 158H133V157H135L134 159H131L132 161H130V159H129V166L130 167H132V168H134V170L135 169H137V167H138V169L141 171H139L140 172V174H136L137 176H136V178H135V182H139V184L141 183L140 182V180L142 181V179H143V181H145L144 179H147L148 178V180L149 181H147L146 182V184L144 183H141V185H140V189H139V191H138V189H137V191L138 192H142L143 193V195L144 196H146V197H144L143 195H142V197H144V199L146 198V200L148 199L147 197L148 196H150L151 194L153 195H151V197L152 198H154L155 196V199L157 200L158 198H161V194H164L165 193V191H168V189L170 190V183L169 182H173V180L175 179H171L170 181H169V176L171 175L170 173L172 172V168H171V172H169L170 170L169 169H167L168 168V166H174V165H172L171 164V162H172V160L175 158V161H176V158H177V155L178 154H174L173 156H169V157H167V155L165 156V158H163V159H161L159 162H157V160L155 159V161H156V164H155V166L157 165V163L159 164V166L160 165H163L162 167H164L165 166V168H163V171L166 173L168 170V173H166V175H164L165 173L164 172H162V169H160V167H158V166H156L157 167V170L158 169H160V170H156V169H154V161L153 162H151L150 163V160H145V158H144V160L147 162H145V161H143V160H140L141 158H139V157H137V155L136 154H134L133 155V153H130V155L129 156H131ZM136 155V156H135ZM138 155H140L139 153H138ZM195 156H193V157H195V160H196V156H200V155H196V154H194ZM163 156V157H164ZM179 156H180V153H179ZM178 156V157H179ZM82 157H84V159H85V163L87 164L86 166H84L85 164H84V159L82 158ZM167 157V158H166ZM138 158V159H137ZM154 158H156V157H154ZM202 159V158H201ZM197 160L199 161V158H197ZM142 161H143V163H142ZM148 161H149V163L150 164H152V166L150 167V169L149 168H147V167H149L150 165H148L147 167H146V164H148ZM197 161V162H198ZM145 162V163H144ZM196 162V163H197ZM131 163V164H130ZM194 163V162H193ZM195 163V164H196ZM202 163V162H201ZM174 164H175V162H174ZM145 165V167L148 169V172H149V170H151L150 172H152V170H155L156 172H162L161 173V175L160 176H158L154 171V173H153V175H151V174H149V175H147V169H145V167H143ZM134 166V167H133ZM167 166V167H166ZM85 167V172H84V170H83V168ZM109 167V166H108ZM111 167V166H110ZM140 167H142V168H140ZM152 167H153V169H152ZM155 167V168H156ZM161 167V168H162ZM145 169V173L144 172H142V169ZM104 169V168H103ZM137 169V170H138ZM165 169H167V170H165ZM188 169H190V168H188ZM191 170V169H190ZM97 171H95V173H97ZM136 171V170H135ZM144 171V170H143ZM207 171H209V170H207ZM207 171H205L206 173H205V175L207 174ZM85 173L86 174V176H85V174H83V173ZM137 173H138V171H136ZM149 172V173H150ZM191 172V171H190ZM164 173V174H163ZM134 174V175H135ZM154 174H156V176L154 175ZM170 174V175H169ZM173 174V173H172ZM204 174V173H203ZM100 175H102L101 177L102 178H100ZM162 175H164V176H162ZM174 175V174H173ZM172 176V175H171ZM91 177H92V175H91ZM145 177H147V178H145ZM97 178H100V180H102V182H100L101 184H100V190H99V195H100V197L98 196V194H97V196H94V197H92L93 198V200H91V193L94 191L95 192V190H93L94 188H96L97 187V185L94 187V185L92 184V182L94 183V180L95 179H97ZM173 178V177H172ZM201 179H205V177L204 176H202V178ZM97 181V180H96ZM119 181V180H118ZM133 181H134V178H133ZM142 181V182H143ZM182 181V180H181ZM180 181V182H181ZM183 181L185 182V180L183 179ZM135 182H133V183H135ZM171 182V183H172ZM207 182V181H206ZM95 183H97V182H95ZM137 183H135V184H137ZM168 183L170 184V185H168ZM94 187V188H92V186ZM103 184V185H102ZM120 184V183H119ZM139 184H137V186L136 187H138L139 188ZM181 184H183V183H181ZM185 184V183H184ZM200 184V183H199ZM170 186V187H169ZM187 186V185H186ZM186 186H184V188L186 187ZM135 187V188H136ZM187 188V187H186ZM101 190H102V193L100 194V192H101ZM135 191H136V189H135ZM121 193H123V192H121ZM139 193V194H140ZM168 193V192H167ZM150 194V195H149ZM178 194V193H177ZM101 195H104V196H101ZM178 195H180V193L178 194ZM178 195H176V198H178L179 199V197L180 196H178ZM140 196H141V194H140ZM99 197V198H98ZM142 197L139 199V203H140V200H142L141 201V203H140V205L141 204H143L144 202H145V205H147L148 203V200H147V202H146V200H143L142 199ZM152 198H149V200H153ZM153 200L152 202H153V204H154V202H156V200ZM96 200V201H97ZM104 200V201H103ZM121 200V199H120ZM150 201V203H152ZM159 201H162V200H157V202L159 203ZM98 202V201H97ZM115 202V203H114ZM156 202V203H157ZM15 203H17V204H15ZM103 203V204H104ZM119 203V202H118ZM139 203H137V204H139ZM149 203V206L151 207V204ZM117 204V203H116ZM235 204H236V202H235ZM18 205V206H17ZM119 205V204H118ZM144 206V204L143 205H141L140 206V210L139 209H137L138 211H139V214H141L142 215V213L143 212H145V210H148L150 207L147 205V207H149V208H147L146 206L145 207H143ZM238 205H235V208L237 207ZM116 207V206H115ZM258 207H259V213H262V214H264V195H262L260 198H259V202H258ZM134 208V207H133ZM136 208H137V206H136ZM145 208H147V209H145ZM239 208V207H238ZM238 208H236V209H238ZM260 209H261V211H260ZM136 210V209H135ZM135 210H134V212L133 213H135ZM126 211V210H125ZM149 212H150V210H148ZM148 211H146V212H148ZM145 212V213H146ZM148 212V213H149ZM167 212H169L168 210H167ZM166 212V213H167ZM238 212V211H237ZM86 212H84V214H85ZM151 213V212H150ZM259 213H258V215H259ZM127 214H128V212H127ZM126 214V215H127ZM147 214V213H146ZM170 214V213H169ZM119 215V214H118ZM129 215V214H128ZM130 215H132L131 213H130ZM167 215L168 214H166V215H164L165 216V218H166V220H167V218L170 216H168L167 217ZM146 216H148V218L146 217ZM145 217L146 218H144L143 219V221H141V223H140V225H139V228L135 231V232H133L132 233V235L131 236H133L132 237V239L134 238V240L136 241V243H134V245H131V246H134L133 248H128V250H127V247L126 248H124V250H126V252H125V254L126 255H122L124 258H123V263L122 264H137V263H139V262H137V257H139L138 255L139 254H141L142 252H146V247H147V244L149 243L148 241L149 240H152V239H158L157 241H161V239L163 240V239H165V237L167 236H169V234H167L166 233V231L168 232L169 230L167 229L168 228V226H166V225H164V227L166 226V229L162 226L163 225V222H164V220H163V222H162V225H161V227L162 228H164L165 230V233H164V231H163V229L161 230L160 229V227H158V226H156L157 227V229L154 231V232H149V225H150V223H152V222H148L150 219H152V216H151V218H149V216H150V214L148 215H146ZM163 216V217H164ZM116 217V216H115ZM125 217V216H124ZM134 217V216H133ZM133 217H132V220H133ZM140 217V216H139ZM84 218V219H83ZM118 218V217H117ZM136 218V217H135ZM138 218V217H137ZM143 218V217H142ZM112 219L114 220V217H112ZM116 219V218H115ZM120 219H121V217H120ZM125 219V218H124ZM129 219V218H128ZM141 219V218H140ZM147 219H149L148 221H147ZM153 219H155L154 217H153ZM153 219L151 220V221H153ZM170 219V218H169ZM169 219L167 220V221H169ZM171 219H173V217H171ZM170 219V220H171ZM193 219V218H192ZM87 220V219H86ZM126 220V219H125ZM136 220H138V219H136ZM135 219H134V221H136ZM142 220V219H141ZM158 220V219H157ZM165 220V221H166ZM197 220V219H196ZM195 219L194 220H191V222H193L192 224H199V222H194V221H196ZM88 221V220H87ZM122 221V220H121ZM131 221V220H130ZM155 221V220H154ZM159 221V223H160V220H158ZM161 221H162V219H161ZM167 221L166 222H164V223H166L167 224ZM172 221V220H171ZM171 221H169L170 223H172ZM176 221V220H175ZM114 222V221H113ZM128 223H129V221H127ZM133 221H131V223H132ZM97 223H98V221H97ZM116 223V222H115ZM125 223V222H124ZM130 223V224H131ZM137 224L138 225V223L137 222H134V224ZM158 223V224H159ZM173 223H174V221H173ZM91 224V223H90ZM153 224H154V222H153ZM153 224H151L152 226H154ZM189 224H191V223H189ZM196 224H195V226H196ZM93 225H91V226H93ZM103 225V224H102ZM118 225H120L119 223H118ZM125 225V224H124ZM127 225V224H126ZM132 225H133V223H132ZM169 225V224H168ZM174 225V224H173ZM172 225V227L174 228V226L176 227V225H174L173 226ZM98 226H100L99 224H97L96 225V228H98ZM116 226H117V224H116ZM134 226V225H133ZM136 226V225H135ZM134 226V227H135ZM151 226V227H152ZM159 226H160V224H159ZM178 226H180V225H178ZM192 227H194V225H191ZM103 227H104V225H103ZM115 227V226H114ZM120 227V226H119ZM132 227V226H131ZM170 227H171V225H170ZM171 227V228H172ZM196 227H198V226H196ZM201 227V226H200ZM200 227H198V229H200L199 231H200V233H201V231H203L202 230V227L200 228ZM116 228V227H115ZM118 228V227H117ZM122 229H123V227H121ZM147 228H148V230H147ZM182 227H180V229H181ZM99 229H101V227H99ZM105 229V228H104ZM109 229V228H108ZM108 229H107V233L109 232L108 231ZM114 229V228H113ZM121 229V230H122ZM125 229V228H124ZM123 229V230H124ZM128 229V228H127ZM131 229V228H130ZM135 229H136V227H135ZM134 229V230H135ZM175 229H177V228H175ZM179 229V228H178ZM177 229V230H178ZM179 229V230H180ZM91 230V229H90ZM103 230V229H102ZM115 230V229H114ZM117 230H119V229H117ZM120 230V231H121ZM122 230V231H123ZM151 230V229H150ZM173 229H170V231H172ZM51 231H54L56 234H59V236L61 235L62 236V239L64 238V239H67L69 242V246L68 247H64L62 244H61V242L59 241V239H57V237L55 236V237H53V236H50L51 234L49 233V232H51ZM126 231V229L124 230V232ZM53 232V233H54ZM104 232V231H103ZM116 232H118V231H116ZM115 232V233H116ZM127 232H128V230H127ZM127 232H125L126 234H128ZM131 232V231H130ZM204 232V231H203ZM202 232V234L204 235V233ZM252 232L253 233H251V235H250V238H252L253 239V241H254V243H255V245H254V247L256 246V248H253L254 249V251H255V253L253 252V250H251V247H249L248 249L250 250V251H252L251 252V254H250V251L248 250V257L251 259V263L250 262H248L249 264H264V248H261V242H258V241H261V237L262 236H264V223L263 222H259V223H257L256 224V227L255 228H253V230H252ZM52 233V232H51ZM52 233V234H53ZM93 233V234H94ZM166 234V236H164V234ZM197 233H198V231H197ZM200 233H198V235L197 236H199V239H200V236L202 237V234L201 235H199ZM50 234V235H49ZM103 234H105V232L103 233ZM109 234V233H108ZM117 235H120V234H118V233H116ZM131 234V233H130ZM130 234H129V236H130ZM125 235V234H124ZM162 235H163V237H162ZM126 236V235H125ZM113 237V236H112ZM118 237V239H119V236H117ZM166 237V238H167ZM178 239H177V238ZM189 237V239H188V241H187V236H185V233L183 234L182 232H180V231H176V230H174V233L172 232L171 233V236H170V238H175L177 241L179 240V242L178 243H175V242H177V241H174V243L177 245H179V243L181 244V247L182 248H180V250H184V251H188V252H186V254L187 253H189V251L194 247V250H195V246H197V245H200L201 244V246H203L202 245V243H195L194 244V242H190V235L188 236ZM258 237H260V238H258ZM122 238H125V237H122ZM160 238V239H159ZM195 238V237H194ZM15 239H17L16 241H15V243H14V240ZM63 239V240H64ZM110 239V238H109ZM112 239H114V238H112ZM117 239V238H116ZM128 239V238H127ZM131 239V238H130ZM191 239H193V237H191ZM258 239H260V240H258ZM62 240V241H63ZM66 240V241H67ZM124 240H126V238L124 239ZM166 240V239H165ZM163 241V242H165V245L167 246V241L169 240V238H167V241ZM196 240V239H195ZM202 240V239H201ZM94 241H97V242H99V246H97L98 244H96V246H95V243H94ZM100 241H101V243H100ZM108 241V240H107ZM107 241H104L105 243H104V245L102 244V246H101V248H104L103 246H105V244H106V242ZM135 241H133V242H135ZM153 241V240H152ZM21 242V243H20ZM127 242L129 243V239L127 240ZM126 242V243H127ZM151 242V241H150ZM162 242V241H161ZM170 242V241H169ZM14 243V245H12ZM111 243H113V241H111ZM125 243V242H124ZM260 243V244H259ZM67 244V243H66ZM131 244H132V242H131ZM157 244H160V243H157ZM18 245V244H17ZM68 245V244H67ZM107 245H110V244H107ZM125 245V244H124ZM151 245H152V243H151ZM171 245V244H170ZM16 246V245H15ZM66 246V245H65ZM123 246V245H122ZM260 246V247H259ZM5 247V248H4ZM20 247V248H21ZM111 247V246H110ZM120 247V246H119ZM157 247H159L158 245H157ZM198 248H199V246H197ZM196 247V248H197ZM9 248V247H8ZM14 248V247H13ZM148 248H149V245H148ZM197 248V249H198ZM107 249V248H106ZM120 250H121V248H119ZM151 249V248H150ZM156 249V248H155ZM201 248H199V250H200ZM8 250H12V249H8ZM23 250V249H22ZM27 250H23L24 252L25 251H27ZM99 250L100 251H102V252H99ZM113 251H112V257H114V254H113V252H114V249H112ZM4 251H6L7 252V250H4ZM22 251V252H23ZM2 252V251H1ZM0 252V254H3L4 252H2L1 253ZM110 252H111V250H110ZM246 252H247V250H246ZM147 253V252H146ZM150 253V252H149ZM38 255V256H39ZM147 255V254H146ZM145 255V257H147ZM188 255V254H187ZM251 255H252V257H251ZM192 256H194V257H196L195 255H193V253H192ZM45 257V258H44ZM188 257L190 258V255H188ZM42 258V257H41ZM136 259V261H135V259ZM150 258V257H149ZM153 258V257H152ZM0 259H3V257H2V255H0ZM142 258L140 257V260H141ZM156 259V258H155ZM249 259V260H250ZM47 260V259H46ZM145 261H147V259H144ZM149 260V259H148ZM201 260V259H200ZM116 261H118V259L116 260ZM138 261H139V259H138ZM144 261V263H146ZM150 261V260H149ZM148 261V262H149ZM2 262H3V260H2ZM6 262V261H5ZM119 262V261H118ZM137 262V263H136ZM150 262H152V261H150ZM195 262H200L199 261V259L197 258L196 260H195ZM194 262V263H195ZM202 262V261H201ZM204 262V261H203ZM7 263H8V260H7ZM7 263H5V264H7ZM194 263H192V264H194ZM2 264V263H1ZM9 264V263H8ZM60 264V263H59ZM117 264H119V263H117ZM140 264H142V262L140 263ZM148 264V263H147ZM156 264V263H155ZM199 264V263H198Z\"/></svg>",
  "mask_w": 264,
  "mask_h": 264
}]
</instances>
